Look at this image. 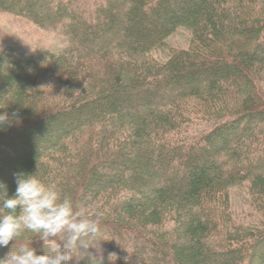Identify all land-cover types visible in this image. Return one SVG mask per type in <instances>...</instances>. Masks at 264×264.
<instances>
[{
    "label": "trees",
    "instance_id": "16d2710c",
    "mask_svg": "<svg viewBox=\"0 0 264 264\" xmlns=\"http://www.w3.org/2000/svg\"><path fill=\"white\" fill-rule=\"evenodd\" d=\"M78 1L0 0L70 39L58 52L0 47V112L21 118L0 131L9 196L17 175L38 171L86 216L102 214L80 264H264L261 0ZM181 27L187 48L155 57ZM194 117L212 124L178 138ZM243 183L260 218L236 225L226 207ZM14 244L0 259L23 245L47 251L31 232Z\"/></svg>",
    "mask_w": 264,
    "mask_h": 264
},
{
    "label": "clouds",
    "instance_id": "9594fccd",
    "mask_svg": "<svg viewBox=\"0 0 264 264\" xmlns=\"http://www.w3.org/2000/svg\"><path fill=\"white\" fill-rule=\"evenodd\" d=\"M19 123L17 112H0V131ZM16 185L15 194L9 196L7 186L0 181V247L15 241L16 249L17 241L31 232L43 241L47 251L37 254L35 248L23 245L0 259V264H68L81 247H87L88 239L99 236L102 214L86 216L59 188L46 185L38 171L17 175Z\"/></svg>",
    "mask_w": 264,
    "mask_h": 264
},
{
    "label": "rangeland",
    "instance_id": "374dc122",
    "mask_svg": "<svg viewBox=\"0 0 264 264\" xmlns=\"http://www.w3.org/2000/svg\"><path fill=\"white\" fill-rule=\"evenodd\" d=\"M95 1L99 0H80L76 3V7L80 5L85 6L87 3L88 5L92 6ZM261 7L263 8V10ZM257 9H261L264 13V0L256 3V10ZM164 13L168 14V11ZM87 14L78 16L75 18V20L81 21L88 17ZM155 14L153 12H150L149 14V19L153 22L152 25L154 26L155 24V26H157V24H163L159 16L154 17ZM162 14L160 16H162ZM190 39L191 38L188 29L183 27L178 28L171 36L167 38L165 46L155 51L153 55L158 58H164L165 55L169 54L172 50L187 48L190 43ZM262 39L264 40V38ZM69 44L70 39L61 26H57L55 28L40 27L32 20L22 15L0 10L1 48L11 47L24 53H33L37 50H52L58 52L69 47ZM219 68L222 73H227V66L221 64L219 65ZM207 71L209 72L211 70L207 69ZM209 78L214 77L210 75ZM201 79L202 76H198L195 78L193 83L199 84ZM259 84L264 87V73L262 75V81ZM192 121L193 123L188 128L186 126H183L181 129L177 130L176 134H178V138L183 139L196 136L200 132L208 130L210 125L212 124V120L208 118H205L202 121L194 117ZM200 151L205 150L203 148H200L198 149V152ZM9 164V161H4L3 154H0V169H2L3 167L5 169H8L11 165ZM182 169L172 170L170 171V173L176 176L182 171ZM4 171L5 170L2 169L0 180H2V177L4 178V175L6 174ZM226 217L229 219L231 218L232 223L236 225H246L249 222H258L260 216L251 205L246 184L243 183L230 188V202L226 207ZM169 225L170 224H167L166 226L169 227ZM79 252L80 251L78 250V252L74 256L73 261H71L70 264H76V261L80 260Z\"/></svg>",
    "mask_w": 264,
    "mask_h": 264
}]
</instances>
